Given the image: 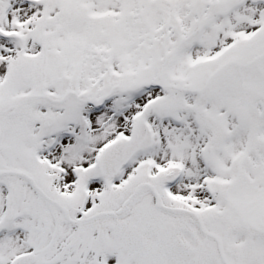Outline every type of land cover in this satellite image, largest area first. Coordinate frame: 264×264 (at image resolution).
I'll list each match as a JSON object with an SVG mask.
<instances>
[{
	"label": "snow or ice",
	"instance_id": "1",
	"mask_svg": "<svg viewBox=\"0 0 264 264\" xmlns=\"http://www.w3.org/2000/svg\"><path fill=\"white\" fill-rule=\"evenodd\" d=\"M0 264H264V0H0Z\"/></svg>",
	"mask_w": 264,
	"mask_h": 264
}]
</instances>
